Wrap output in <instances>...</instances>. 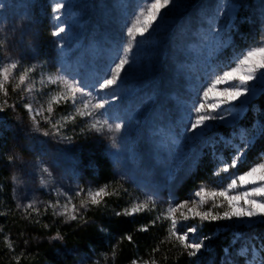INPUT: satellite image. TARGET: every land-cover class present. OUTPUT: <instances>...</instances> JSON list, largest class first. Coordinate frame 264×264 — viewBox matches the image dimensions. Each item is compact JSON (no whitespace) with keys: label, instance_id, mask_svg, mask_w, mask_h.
I'll return each mask as SVG.
<instances>
[{"label":"snow or ice","instance_id":"snow-or-ice-1","mask_svg":"<svg viewBox=\"0 0 264 264\" xmlns=\"http://www.w3.org/2000/svg\"><path fill=\"white\" fill-rule=\"evenodd\" d=\"M136 10L129 17L126 9L127 0H116L115 7L122 10L126 20L121 25L125 42L117 44L103 73L95 74L94 82L88 83L81 78L79 69L68 71L65 67L66 60L62 59L57 67L55 74L45 72L41 76L43 84H53L57 90L48 93L47 116L43 113V105L37 107L35 97L31 95L34 81L30 79V73L33 69L40 67V50L29 40L26 45L27 51L22 53L18 59H7L0 61V113L12 108L15 111L14 103H9L12 96L8 90V85L12 84V93L19 90V99L24 100L27 96V102L24 108L31 118L30 131L38 133L44 138L52 137L56 144H71L72 137L63 134L62 129L65 121L75 123L76 117H87V130L95 132L100 136L108 133L107 139L110 141L108 148L112 162L116 165L121 163L119 153L121 151V142L123 132L129 123L134 121L137 125L146 123L150 126L151 135L149 138V150L157 156L160 152H167L173 161V169L179 163L193 152L194 142L201 140L208 132L215 128L228 129L227 133L217 132L215 136L210 137L204 142L203 147L212 148V158L217 162V167L213 169V179L220 177L223 173L232 172L228 182L222 186L210 184L208 181L201 180L191 195L184 200L177 202L175 196L170 192L167 207L161 209L154 220L148 224L141 225L139 231L146 232L151 225L157 221L167 220V241H174L182 249L181 255H186L190 264H201V259L205 252L211 250L209 242L216 239V234L200 236L196 234L204 223L228 222L225 226L234 227H252L257 223H264V151L258 152L256 160L246 170L239 171V166L244 163L250 149H252L257 140L264 138V108L253 103L260 96H264V4L259 7V20L261 38L260 41L239 53L234 52L233 57L227 61H221L219 70L213 71L210 75L197 77L198 83L194 86V95L191 103L185 106V112L179 121L173 118L171 109L166 107L165 100L157 103L158 97H165L166 93L159 84L151 86L150 91H145L138 95L141 88H148L151 81L143 80L138 84L125 89L123 86L129 80V77L136 73H150L152 70V56L158 52L161 43L157 39L162 31H168L166 25L170 20H174L176 14L182 9L191 7L190 0H136ZM101 10L108 6L100 0L97 5ZM8 7L0 0V8ZM25 7L30 8L27 4ZM73 7V0H52V18L56 21L51 30V36L57 38L56 47L58 55L67 57L70 37L67 35L68 28L62 22V17ZM85 7H87L85 5ZM243 8L242 0H216L214 7L208 10L198 9L197 16L208 27L201 29L197 35L200 36V48L206 52L204 62L207 65L212 63L213 57L221 50L234 46L235 37L233 33L239 35L242 39L245 34L241 32V26L245 22L255 24L256 20L252 17L241 14ZM106 14V13H105ZM31 21L22 24L19 31V45L24 47L25 39L30 37ZM65 34V35H62ZM139 38V39H138ZM172 43V54L170 59L177 72H182L189 67L188 59L193 50V46L188 42L185 36V29L175 35L170 36ZM27 55L32 61L29 66L23 67L22 71L16 73L24 56ZM218 59V57H217ZM147 63H144V61ZM80 68L83 64L78 61ZM193 79V77H189ZM24 87H21V86ZM136 96L135 103H129L128 106L120 110L117 102L124 97ZM71 102L74 112L61 117V120H54V105ZM252 104L253 119L249 127L237 126L247 112V106ZM155 105L153 109L152 106ZM168 120L167 129L159 127V123ZM41 120L48 125L47 128L41 126ZM178 128L177 132L175 129ZM83 131V130H82ZM239 143H236V140ZM217 141L224 143L234 149L232 158L226 160L222 153L215 151ZM30 155L35 153L36 159L31 167L39 175V182L47 187L52 183L54 166L45 159L44 141L34 142L30 147L22 150ZM127 160L133 164H138L139 159L134 147L128 148ZM203 152L195 154L192 160V166L198 165L200 156ZM9 163L15 168L16 160H23L24 157L17 153L9 155ZM81 167H73L72 176L82 177L91 175L90 169L93 167V161L85 157L82 161L76 162ZM233 170H236L233 172ZM191 175V170L189 171ZM112 181H108L101 186H92L87 188L77 183L74 195L69 191H59L57 196L64 197V203L59 199L55 202L42 201L33 196L28 202L21 203L19 195L15 194L13 199L16 201V208L22 209L25 213L36 212L39 214L40 207L43 205L45 210L52 209L53 216H62L64 222L82 221L84 225L88 220L84 219L83 212H86L90 206H99L108 195L117 194L119 188L112 193L108 192L111 184L123 187L125 181L133 183L135 175H129L125 172L113 174ZM13 183H17L19 177L14 171L12 174ZM127 192V189H124ZM156 192L145 195L141 200L135 197L121 211H115L117 218L132 217L138 213L150 210L156 207ZM80 198L77 206L73 201ZM83 210V211H82ZM28 216H25L27 219ZM189 220L199 221L200 224H193L179 230V226ZM39 222V221H37ZM47 227V225H45ZM101 231L105 229L101 228ZM241 236L240 232L233 233L231 244ZM64 237L57 234L51 236L50 240H62ZM124 239L132 241L130 234H125ZM255 239V237H252ZM164 241H161L163 243ZM4 243L9 251H14V242L7 236H4ZM27 244V241H25ZM221 254L220 264H232L231 252L229 246L217 245ZM264 249V243L261 244ZM159 247L154 248L153 254L159 252ZM248 249L242 247L237 255L245 256ZM23 255V253H21ZM255 255V253H254ZM113 256H115V246H113ZM17 264L20 256H16ZM131 264H137V260H132ZM144 264H148L147 261ZM155 264V260L152 261ZM243 264H250L249 261H243ZM258 264H264L262 258Z\"/></svg>","mask_w":264,"mask_h":264},{"label":"rangeland","instance_id":"rangeland-1","mask_svg":"<svg viewBox=\"0 0 264 264\" xmlns=\"http://www.w3.org/2000/svg\"><path fill=\"white\" fill-rule=\"evenodd\" d=\"M25 1L26 0H2L8 7L0 8V61L18 59L22 53L27 51L26 45L29 43V40L35 44L36 48L40 50V56L37 58L40 67L33 69L30 73V79L34 81L31 95L35 97L37 107L40 105L44 106L45 111L43 115L47 116V104L45 101L48 99V93L56 91L57 86L53 84H43L41 82L42 74L45 72L55 74L61 60L64 59L66 60L65 67L68 71L71 72L79 69L81 78L84 81L88 83L94 82L95 74L103 73L117 44L122 45V43L125 42L121 25L125 22L126 18L122 14V10L114 6L116 0H103L108 6L104 10H101L97 6L100 0H73V7L62 17V22L68 28L67 35L70 37V40L67 49V57H61L58 55L56 47L57 38L52 37L50 34L56 24V21L52 18V0H36L35 2L37 4L30 8L25 7ZM190 2L192 6L182 9L177 13L175 19L170 20L166 25L168 31H162L157 37L161 43V47L159 51L152 56L151 72L133 74L123 86L125 89H128L132 85L138 84L143 80L151 81V85L148 88L140 89L138 95H142L145 91H150L151 86L159 84L167 95L166 98L158 97L157 103H160L161 100H165L166 107L171 109L173 118L176 121H179L184 114L185 106L191 103L194 95V86L198 83L197 77L205 76L206 73L210 75L213 71H218L221 61H227L232 58L234 52L239 53L257 44L261 38L259 20L257 17L259 16V7L261 4H264V0H242L243 8L241 14L252 17L256 20V23L249 24L245 22V24L241 26V32L245 34V37L242 39L239 35L233 33L235 37L234 46L221 50L217 53L218 59L217 57H213L212 63L206 66L204 62L206 52L201 50L200 36L196 33L202 28L206 29L208 25L206 22L199 19L197 10L211 9L214 7L216 0H190ZM127 3L129 6L126 12L127 16L130 17L136 10V0H127ZM85 5L87 7H85ZM29 20L31 23L39 22L38 24L42 26V30L41 33L38 34V38H35V35H30V37L26 38L24 42L25 46L21 47L19 45V37L17 36V33H19L17 32V25L26 24ZM243 26L246 28H242ZM181 28L185 29V36L188 42L193 46V50L188 59L189 67L185 68L182 72H177L170 59L172 54L170 36H175ZM78 61L83 64L82 68L77 64ZM33 62L35 61L30 60L28 56L25 55L20 65H18V69L15 70L16 73L22 71L23 67L29 66ZM144 63H147V61L145 60ZM190 76L193 77V79H190ZM21 87L24 86L22 85ZM11 89L12 84L10 83L8 85V90L12 99H10L9 103H14L15 111L9 108L4 113H0V133L4 130L11 132V139L7 148L8 154L15 155L20 153L21 150L30 147L34 142L44 141L45 159L49 164L54 166L51 169L53 171L52 183L47 187L40 184L39 175L31 167V164L36 159V154L33 153L30 155L28 152L27 154L32 163L28 166L31 178L28 177L27 181H29V185L32 183L33 188L49 192L48 194L55 197L54 201L59 199L61 203H64V197L57 196V189L61 192L69 191V187L72 185V188L77 190V183L85 188L91 184L87 182L86 179L81 180L82 178L80 177H73L72 169L77 166L83 168V166L77 165L76 161L83 156L84 158H89L90 155L94 153L106 155L111 160V164L116 173L125 172L129 175H135L136 177L133 183L125 181L123 187H119V185L116 184L111 185V187L120 188L126 200L121 210L129 206L130 202L135 197H139L143 200L145 195L156 192V207L152 208L151 205H149L150 210L145 211H154V213L156 212L158 215L161 209L167 207L170 192L175 196L178 202L187 199L201 180L208 181L210 184H215L216 186H222L228 182L229 176L232 175V172L223 173L220 177L213 179L212 172L213 169L217 167V162L212 158V148L203 147L204 142L210 137L215 136L222 128H215L211 132H208L201 140L194 142L192 145L193 152L173 169V161L167 152H160L157 156V154L149 150V138L151 135L150 126L146 123L137 125L132 121L123 132L121 151L119 153L121 163L116 165L112 162L111 155L109 154L111 151L108 148L110 141L107 139V136L109 134L105 133L102 137L95 132L88 131L87 121L89 118L87 117L81 118L77 116L75 123L72 121L64 122L62 132L64 135L72 137L71 144H56L52 137L44 138L38 133L31 132V118L23 106L24 103L27 102V96L24 100H21L19 99V90H17L16 93H12ZM0 99H3L2 94H0ZM136 99V96L131 98L124 97L119 100L117 104L120 110H123L130 102L135 103ZM53 107L54 120H61V117L68 115L69 112L75 111L71 102L61 103ZM152 108L154 109L155 105H153ZM240 121H238V123ZM167 125V119L159 123V127L165 130L167 129ZM41 126L45 128L48 127L43 120H41ZM237 126L239 127V125ZM175 130L177 132L179 131L178 128ZM17 136L20 137L19 140H17ZM235 142L239 143V140L237 139ZM129 147H134L136 149L139 159L138 164H133L127 160V150ZM201 150L203 154L199 158L198 165L193 167V157L196 153L201 152ZM215 151L217 153H222L226 160H230L234 149L217 141ZM22 161L16 160L15 168L13 164H11L10 173L12 175L15 171L19 180L21 179L23 181L24 178H21V173L25 165ZM203 161H205L208 166L206 176L201 180L194 181L193 186L189 188L187 193L178 197V189H180L182 184L188 179L192 180L191 178L195 176L197 167L200 165V162ZM244 163L239 166V171H244L250 166L249 165L246 169H242ZM190 170L191 175H189ZM234 171L236 170H233V172ZM25 173L27 172L25 171ZM19 180L17 183H20ZM73 182L75 184H71ZM91 185L95 186L93 184ZM124 189L128 191L125 192ZM164 221L168 222L167 220ZM194 223L197 225L200 224L199 221L189 220L181 224L179 230L183 231L185 228L190 227L187 225L192 226ZM218 224L220 226V231H231L230 225L225 226L228 222H220ZM258 224L262 223H257L252 227ZM252 227L239 228L249 229ZM199 231L196 234L197 238L204 236L203 233H199ZM235 232L238 231L232 230L230 232L232 240L233 233ZM231 245L232 248L230 252L232 264H243L245 260L249 261L250 264H258V262L264 258V249L261 248V243L257 242L256 239L241 235L240 238L236 240V243ZM242 247H247L248 249L245 256L237 255ZM137 264L142 263L137 262ZM201 264L215 263L204 260Z\"/></svg>","mask_w":264,"mask_h":264},{"label":"trees","instance_id":"trees-1","mask_svg":"<svg viewBox=\"0 0 264 264\" xmlns=\"http://www.w3.org/2000/svg\"><path fill=\"white\" fill-rule=\"evenodd\" d=\"M35 1L26 0L24 5L30 4L31 7H34L37 4ZM38 23L30 24L31 35H35V38H38V34L42 30V26ZM20 26V24L17 25V30ZM242 28L245 29L246 27L243 26ZM17 36L19 37V33ZM253 103L264 108V96H260ZM252 119V104H249L246 116L238 125L249 127ZM220 132L227 133L228 129L222 128ZM19 138L17 136V140ZM10 139V131H1L0 264H17L16 256H20L18 264H131L132 260H137L142 264L145 261L152 264L153 260H155V264H190L189 258L186 255H181L182 249L179 244H175L174 247V241L166 240L169 222L160 220L151 225L146 232L138 230L141 225L154 220L157 216L156 212L144 211L127 218L115 216V211H121L126 202L120 188L117 194L106 196L99 206H90L86 212H83L84 219L88 220L86 225L79 220L65 223L64 217L53 216L52 209L45 210L43 205H39V214L30 210L29 215L22 209H17L16 201L13 199V189H15V194L20 196L21 203L28 202L33 196L42 201L51 200L55 202V197L48 194L47 191L33 188L32 183L29 185L27 178H31V175L28 166L32 162H30V157L26 151L21 150L19 153L24 157L22 163L24 162L25 167L21 173V178L24 180L20 179V183H13L10 173L11 163L7 158ZM261 151H264V138L257 140L255 146L249 150L242 169H246L254 163L257 153ZM89 158L93 161V167L90 169L92 174L80 177L81 180L86 179L87 182L95 186H101L113 180L115 170L111 160L106 155L94 153ZM83 159L84 156L76 162ZM79 166H83V164H79ZM207 167L205 161L200 162L195 176L191 178L192 180L188 179L178 189V197L186 194L189 188L193 186L194 181L201 180L206 176ZM111 185L108 188L109 193L117 189ZM75 191L70 185L69 192L74 195ZM73 203L78 206L80 198H76ZM25 216L28 218L25 219ZM219 227L218 223H204L201 227L199 233H203V235L216 234V239L209 242L211 250L204 253L201 263L204 260L215 264L220 263L221 254L217 245H231L232 235L230 232L232 230L240 232L245 237H255L257 242L264 243V223L249 229L231 226V231L226 232L220 231ZM101 228L105 231H101ZM58 230L64 238L62 240H50L49 238L56 235ZM125 234L132 236L131 242L123 238ZM5 235L14 242V251H9L4 243ZM161 241L164 242L161 243ZM113 246H115V256H113ZM156 247H159L160 250L153 254L152 250Z\"/></svg>","mask_w":264,"mask_h":264}]
</instances>
